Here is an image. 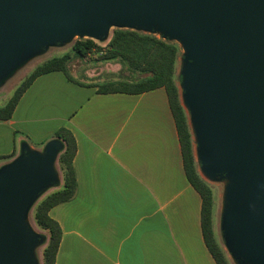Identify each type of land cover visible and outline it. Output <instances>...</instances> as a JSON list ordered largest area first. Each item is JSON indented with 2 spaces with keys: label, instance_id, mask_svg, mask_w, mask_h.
I'll list each match as a JSON object with an SVG mask.
<instances>
[{
  "label": "water",
  "instance_id": "water-1",
  "mask_svg": "<svg viewBox=\"0 0 264 264\" xmlns=\"http://www.w3.org/2000/svg\"><path fill=\"white\" fill-rule=\"evenodd\" d=\"M139 30L183 49L179 89L202 173L226 180L222 231L238 264H264V0H0V84L45 48ZM111 37V36H110ZM59 138L0 167V264H41L28 211L62 184Z\"/></svg>",
  "mask_w": 264,
  "mask_h": 264
},
{
  "label": "crops",
  "instance_id": "crops-1",
  "mask_svg": "<svg viewBox=\"0 0 264 264\" xmlns=\"http://www.w3.org/2000/svg\"><path fill=\"white\" fill-rule=\"evenodd\" d=\"M74 71L39 75L0 119V156L42 150L61 127L75 136L77 192L50 210L63 232L55 264H217L165 87L101 92L92 70Z\"/></svg>",
  "mask_w": 264,
  "mask_h": 264
},
{
  "label": "trees",
  "instance_id": "trees-1",
  "mask_svg": "<svg viewBox=\"0 0 264 264\" xmlns=\"http://www.w3.org/2000/svg\"><path fill=\"white\" fill-rule=\"evenodd\" d=\"M91 52L98 53L100 60L121 63L132 74L129 81L103 83L99 86L101 92L140 93L165 87L176 120L187 177L202 197L201 220L205 242L217 264H230L214 229V192L197 169L194 140L180 99L178 86L180 76L177 74V65L182 56V48L176 41L164 39L158 34L124 28L113 29L105 46L92 38H78L70 51L45 60L24 78L7 103L0 107V119L11 118L21 96L39 75L63 71L70 80H74L70 74V63L75 58H87ZM54 137L64 143L58 157L62 184L40 198L33 209L35 223L48 235L42 251V264L56 263L63 233L60 224L51 217L50 210L60 203L71 200L77 192V178L73 165L77 151L75 136L66 127H61ZM14 156L15 153L0 156V161L9 160Z\"/></svg>",
  "mask_w": 264,
  "mask_h": 264
},
{
  "label": "rangeland",
  "instance_id": "rangeland-1",
  "mask_svg": "<svg viewBox=\"0 0 264 264\" xmlns=\"http://www.w3.org/2000/svg\"><path fill=\"white\" fill-rule=\"evenodd\" d=\"M113 27L110 29L108 38L106 40H96L99 44L105 46L112 35ZM78 39V37L73 38L72 40L52 45L44 49V51L37 56L33 57L31 60H28L26 63H24L20 68L16 69L14 72H11L8 79L3 81V83L0 84V107L5 105L9 98L13 95L15 89L20 85V83L24 80V78L40 63L44 62L45 60L52 58L54 56H60L63 55L65 52L70 51L72 48L73 43L75 40ZM183 51V49H182ZM92 70L88 78L94 81L95 83H98L99 85H102L106 82H112L115 80H118L120 78H123L128 74V70L125 66L119 67L116 65L115 62L106 61V60H100L98 59V53L91 52L87 58L81 59V58H75L70 63V70L76 72L75 74L79 76L81 79H85L84 76H80V73L86 72V70ZM181 69V58H179V62L177 65V74H180ZM87 79V78H86ZM127 81V80H126ZM129 81V80H128ZM179 86V82H178ZM180 99L181 103L182 97H181V89H180ZM187 117L189 118L188 112H186ZM191 129V127H190ZM192 131V129H191ZM193 134V133H192ZM194 138V135H192ZM194 140V139H193ZM195 144V140H194ZM195 159L197 163V169L200 173V175L211 185L213 192H214V229L217 236L218 241L220 242V245L223 247L230 264H238L236 260L234 259L233 255L227 248L226 242L224 240L223 231H222V220H223V212H224V192H225V186L227 181L226 180H210L208 179L201 171L199 162L197 160L196 152L194 151ZM2 165H0L1 167ZM57 168H59V165L57 164ZM60 170V169H59ZM56 188H50L48 189L40 198H42L45 194L51 192ZM224 191V192H223ZM33 207L28 211L27 213V221L30 227L34 232L40 235H47V232L45 230H42L37 226V224L34 221L33 218ZM46 244V243H45ZM45 244L38 245L34 249V254L41 261L42 259V251L45 246Z\"/></svg>",
  "mask_w": 264,
  "mask_h": 264
},
{
  "label": "bare ground",
  "instance_id": "bare-ground-1",
  "mask_svg": "<svg viewBox=\"0 0 264 264\" xmlns=\"http://www.w3.org/2000/svg\"><path fill=\"white\" fill-rule=\"evenodd\" d=\"M225 188V187H224ZM224 192V191H223Z\"/></svg>",
  "mask_w": 264,
  "mask_h": 264
}]
</instances>
